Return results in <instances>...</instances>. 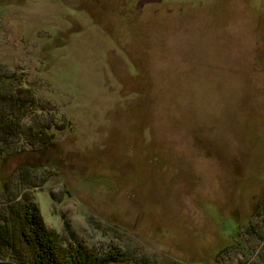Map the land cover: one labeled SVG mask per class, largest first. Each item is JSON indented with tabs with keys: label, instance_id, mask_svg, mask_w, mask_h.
I'll list each match as a JSON object with an SVG mask.
<instances>
[{
	"label": "rangeland",
	"instance_id": "rangeland-1",
	"mask_svg": "<svg viewBox=\"0 0 264 264\" xmlns=\"http://www.w3.org/2000/svg\"><path fill=\"white\" fill-rule=\"evenodd\" d=\"M121 1L0 0V92L43 106L0 134V260L25 193L111 264H264V0Z\"/></svg>",
	"mask_w": 264,
	"mask_h": 264
},
{
	"label": "trees",
	"instance_id": "trees-1",
	"mask_svg": "<svg viewBox=\"0 0 264 264\" xmlns=\"http://www.w3.org/2000/svg\"><path fill=\"white\" fill-rule=\"evenodd\" d=\"M36 105L39 110H42L43 106L36 101L27 89H21L11 93L0 92V134L5 136V138L8 135L18 134L20 132L21 119L27 118L32 113L31 111L37 109L35 108ZM26 131L28 135L33 134L37 138L39 137V133H32L33 128L31 127ZM41 134L45 136V139L42 140V137L38 138L42 143L39 146L40 148L50 144L47 136L48 133L45 132V129ZM24 170H30V168L26 167ZM22 195V200L16 205L10 204L9 209L16 216L21 214L18 220L25 223L24 228L22 226L19 227V232L22 242L25 241L23 244L29 248L30 256L33 259V261L31 260L29 262L30 264H111L112 262L118 261L116 257L107 259L106 257L100 256L97 251L81 242L72 243L68 249L66 247L63 248L61 246V240L59 239L60 236L46 227L35 203L31 202L25 193H22ZM263 205L261 203V207ZM5 224L7 225V221ZM6 225L0 226V240L3 241V244L9 243L8 239L12 235L14 240L16 239L14 227L10 230ZM3 244L0 245L3 246ZM3 258L4 254L0 253V259L5 260ZM17 263L22 264L21 261Z\"/></svg>",
	"mask_w": 264,
	"mask_h": 264
},
{
	"label": "flooded vegetation",
	"instance_id": "flooded-vegetation-1",
	"mask_svg": "<svg viewBox=\"0 0 264 264\" xmlns=\"http://www.w3.org/2000/svg\"><path fill=\"white\" fill-rule=\"evenodd\" d=\"M173 1L176 0H123L121 2H117L118 4L115 3L112 5H116L115 7L118 5L123 6L124 10H126V12H124V16L135 15V17H137V14H142L145 10H153L155 15H157L159 7L170 4ZM168 11L171 12V9H168Z\"/></svg>",
	"mask_w": 264,
	"mask_h": 264
},
{
	"label": "water",
	"instance_id": "water-1",
	"mask_svg": "<svg viewBox=\"0 0 264 264\" xmlns=\"http://www.w3.org/2000/svg\"><path fill=\"white\" fill-rule=\"evenodd\" d=\"M0 264H18V263L11 262V261H2V260H0Z\"/></svg>",
	"mask_w": 264,
	"mask_h": 264
}]
</instances>
